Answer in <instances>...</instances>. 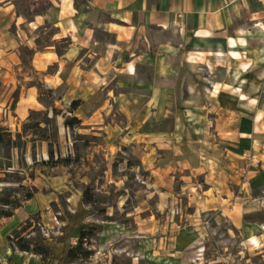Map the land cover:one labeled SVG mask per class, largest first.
<instances>
[{
  "label": "crops",
  "instance_id": "0c3cea01",
  "mask_svg": "<svg viewBox=\"0 0 264 264\" xmlns=\"http://www.w3.org/2000/svg\"><path fill=\"white\" fill-rule=\"evenodd\" d=\"M17 1L0 0V126L20 132L46 87L79 101L67 113L82 126L118 128L163 176L183 173L202 224L175 238L183 264L210 219L264 233L246 220L264 210V0H48L32 18Z\"/></svg>",
  "mask_w": 264,
  "mask_h": 264
},
{
  "label": "rangeland",
  "instance_id": "374dc122",
  "mask_svg": "<svg viewBox=\"0 0 264 264\" xmlns=\"http://www.w3.org/2000/svg\"><path fill=\"white\" fill-rule=\"evenodd\" d=\"M41 93L45 106L30 121L40 122V127L28 128L10 159L0 150V200L9 202L0 207L20 205L11 218L0 217V264H67V250L77 244L83 229L92 227L84 241L92 254L71 264H183L189 251L169 254L175 238L185 228L202 226L189 215L186 186L191 182L183 173L173 178L152 168L142 160L146 155L133 148L137 139L123 137L118 128L67 127L70 106L46 87ZM111 124L124 125L117 120ZM50 152L54 157L45 163ZM68 156L71 162L55 164ZM7 165L11 167L5 173L1 168ZM29 193L33 196L28 199ZM246 220L264 229V210L255 208ZM205 225L209 233L203 235L204 244L193 248L185 264H264V233L246 242L248 230H233L223 218ZM27 226L22 235L34 244L44 239L51 250L44 262L40 254L13 242L15 232Z\"/></svg>",
  "mask_w": 264,
  "mask_h": 264
},
{
  "label": "trees",
  "instance_id": "16d2710c",
  "mask_svg": "<svg viewBox=\"0 0 264 264\" xmlns=\"http://www.w3.org/2000/svg\"><path fill=\"white\" fill-rule=\"evenodd\" d=\"M48 5H49L48 0H18L17 1V13L25 14L27 17L32 18L35 15L36 11ZM78 105H79L78 100L72 101L69 107V112H73L77 108ZM39 114H41V111L31 112L30 116L27 119L28 121L23 125L22 133L21 131L13 133L8 128L4 126H0V148L1 149L3 148L6 150V154L2 155V157H6L7 159L11 158L12 149L19 147L18 140L22 139L24 133L27 134L29 130L28 128H32L33 126L40 127V122L30 123L32 117L34 115H39ZM80 124H81V120L75 115L66 117L65 119V125L67 127H73L74 125H80ZM41 137H42L41 139L45 138L44 135ZM53 157H54L53 153L50 152L49 160L44 161V162L49 163L50 159H52ZM71 160L72 158L70 156L64 157V158L59 157L55 164H58L60 162H64L67 164L71 162ZM10 167L11 165H7V167L1 168V170L7 173L8 168ZM0 181H1V178H0ZM32 196H33L32 193H29L27 198L29 199ZM0 204L1 205L9 204V202L6 203L5 200L1 199ZM11 206L12 207H10L9 209H4L1 206L0 207V217L12 216L14 213V210L20 205L17 206V204H12ZM28 228L29 227L27 226L25 228L23 227L21 231H16L13 242L19 249L23 251H30L36 254H40L43 257V262H44L51 255V250L49 246L44 243V239L39 240L36 242V244H34L30 236L27 237V236L22 235L23 232L27 230ZM93 228L95 227H92L89 230L83 229L80 232L77 244L70 247L66 252L65 261L67 263L73 262L77 258L83 259V258L90 257V255L92 254V250L84 248V241L87 240L88 237H90V235L92 234Z\"/></svg>",
  "mask_w": 264,
  "mask_h": 264
}]
</instances>
